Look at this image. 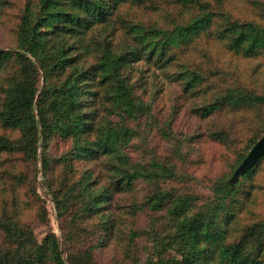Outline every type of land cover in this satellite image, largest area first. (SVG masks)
Listing matches in <instances>:
<instances>
[{
	"label": "trees",
	"instance_id": "trees-1",
	"mask_svg": "<svg viewBox=\"0 0 264 264\" xmlns=\"http://www.w3.org/2000/svg\"><path fill=\"white\" fill-rule=\"evenodd\" d=\"M24 2L0 50V264H264V217L247 220L264 157L229 183L264 136V87L202 51L263 60L264 0ZM40 174L60 231L42 241L24 218L49 225Z\"/></svg>",
	"mask_w": 264,
	"mask_h": 264
},
{
	"label": "rangeland",
	"instance_id": "rangeland-1",
	"mask_svg": "<svg viewBox=\"0 0 264 264\" xmlns=\"http://www.w3.org/2000/svg\"><path fill=\"white\" fill-rule=\"evenodd\" d=\"M25 0H0V50H6L8 47H14L16 46V35L14 31V24L17 21V18L20 14V12L24 8V2ZM245 4V3H242ZM247 4V3H246ZM245 4V5H246ZM207 44V45H206ZM206 45V46H204ZM204 50L202 51H208V49L212 51V53L207 52L210 57L205 58L209 66H217L220 69L225 70L226 72H229L233 70L235 67L237 69V74L235 75H228L227 80L229 84L233 83H246L249 84V82H252L253 85L261 88L264 87V59L261 60L260 58H251V59H244V60H231V55H225L223 56L222 53H220V57L216 56V53H218V50L221 52L222 48L220 44L210 41L209 43L202 44ZM209 46V47H208ZM206 48V49H205ZM218 49V50H217ZM202 54H204L202 52ZM200 53V56H202ZM219 58V59H218ZM231 60V61H230ZM149 73H147L148 75ZM155 76L157 77L155 79L157 85L155 88H152L150 92H154L157 90V88L160 85L163 88L162 94L158 93L160 95L158 102L159 106L163 108L165 113H170L172 105H173V98H168L170 95L169 90V83L164 80V76L160 71L155 72ZM240 78V79H239ZM155 93H153L154 95ZM202 105V101L199 99H189L185 102V108L187 109V114L180 115V119L176 120V126L175 130L176 132L180 133V135L177 136V140H182L184 137L181 136V134H185L186 131L184 130V127L191 124L192 121H200L199 118H193L192 110L195 107H199ZM229 120L228 118H224L220 122L217 121V118H212L210 121H201L200 126L198 128L201 132L208 133V131L211 128H217L220 127L224 129V125ZM229 132V130H227ZM188 136L191 135V132L187 134ZM233 141V138L230 136L229 142ZM5 160V157H0V162H3ZM8 166V170H9ZM261 170H263V174L258 175L256 177V188H260L259 185H262V188L257 192V200H255L252 204L253 210L255 212V215L253 214L249 217H247L248 221H255L258 216L264 217V165L262 166ZM212 179L210 178L206 183H209ZM42 176L41 174L38 177V192L40 196L44 200V206L46 207V210L48 211V226L41 225L40 222L37 220L36 217H34L32 212H27L24 215V218L26 220H30L34 226V232L38 238L39 241H42V239L47 235V232L49 230L53 231L57 236H60V231L58 228V224L56 221V212L54 204L51 201V197H49L45 191V188L42 186ZM230 181V180H229ZM206 192V191H205ZM2 201V195H0V203ZM251 221V222H252Z\"/></svg>",
	"mask_w": 264,
	"mask_h": 264
},
{
	"label": "water",
	"instance_id": "water-1",
	"mask_svg": "<svg viewBox=\"0 0 264 264\" xmlns=\"http://www.w3.org/2000/svg\"><path fill=\"white\" fill-rule=\"evenodd\" d=\"M263 157H264V136L251 149L249 155L235 171L229 183L231 185L237 183L239 178L245 175L249 170H251L257 164V162Z\"/></svg>",
	"mask_w": 264,
	"mask_h": 264
}]
</instances>
